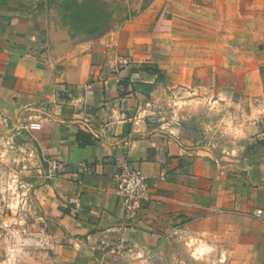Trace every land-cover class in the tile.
I'll return each mask as SVG.
<instances>
[{
    "label": "crops",
    "instance_id": "crops-1",
    "mask_svg": "<svg viewBox=\"0 0 264 264\" xmlns=\"http://www.w3.org/2000/svg\"><path fill=\"white\" fill-rule=\"evenodd\" d=\"M253 5V18L228 22V39L264 67V0ZM97 39L56 42L40 0H0V121L19 129L15 178L0 175V264H262L249 252L263 243L253 225L264 207V121L224 118L240 142L221 158L198 147L196 128L156 129L112 63L96 62ZM243 69L245 101L260 93ZM127 165L153 187L133 220L112 181Z\"/></svg>",
    "mask_w": 264,
    "mask_h": 264
},
{
    "label": "rangeland",
    "instance_id": "rangeland-1",
    "mask_svg": "<svg viewBox=\"0 0 264 264\" xmlns=\"http://www.w3.org/2000/svg\"><path fill=\"white\" fill-rule=\"evenodd\" d=\"M40 1L47 7L56 42L74 39L70 36L76 30L70 31V25L94 32L84 37H98L96 62L112 63L122 76L125 94L144 101L154 128L163 132L196 128L198 147L221 158L229 146L240 142L235 125L224 118L254 116L257 122L264 121V67L245 57L244 43L231 44L228 39V22L253 18L255 0H167L172 5L167 9L160 0ZM243 68L251 72V88L260 93L245 101L239 96ZM228 97L230 107L223 108ZM18 130L15 124L0 121V175L6 179L15 178ZM241 140L246 152L251 140ZM261 219L255 218L253 228L263 233V243L248 254L264 264Z\"/></svg>",
    "mask_w": 264,
    "mask_h": 264
},
{
    "label": "built area",
    "instance_id": "built-area-1",
    "mask_svg": "<svg viewBox=\"0 0 264 264\" xmlns=\"http://www.w3.org/2000/svg\"><path fill=\"white\" fill-rule=\"evenodd\" d=\"M46 162L49 164L50 173L56 175L61 172L63 166L61 160L51 158ZM112 181L117 196L124 204L126 218L136 219L152 204V183L141 169L127 165L113 176ZM254 216L258 219L263 218L264 207L256 210ZM179 230L177 226L170 228V236L177 237Z\"/></svg>",
    "mask_w": 264,
    "mask_h": 264
},
{
    "label": "trees",
    "instance_id": "trees-1",
    "mask_svg": "<svg viewBox=\"0 0 264 264\" xmlns=\"http://www.w3.org/2000/svg\"><path fill=\"white\" fill-rule=\"evenodd\" d=\"M50 21H51V20H50ZM78 22L83 23V20H81V17L78 18ZM78 22H77V23H78ZM68 29H69L70 31L76 30V33L73 34L72 36H70L71 38H77V37H79V36H84V35H92V34L94 33V32H91V31H81V30H79L78 26L73 27V26L70 25V26L68 27ZM78 30H79V31H78ZM78 138L81 139V133L78 134Z\"/></svg>",
    "mask_w": 264,
    "mask_h": 264
}]
</instances>
